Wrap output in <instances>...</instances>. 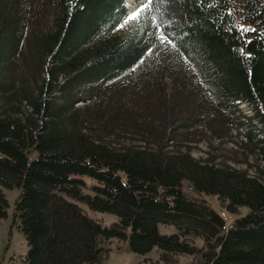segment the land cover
Masks as SVG:
<instances>
[{"label":"trees","instance_id":"obj_1","mask_svg":"<svg viewBox=\"0 0 264 264\" xmlns=\"http://www.w3.org/2000/svg\"><path fill=\"white\" fill-rule=\"evenodd\" d=\"M125 12L123 0H0V216L1 186L17 187L23 264H104L113 239L163 264H264V0H152L115 30ZM195 132L234 134V160L259 163L198 157ZM184 182L248 211L226 223Z\"/></svg>","mask_w":264,"mask_h":264},{"label":"rangeland","instance_id":"obj_2","mask_svg":"<svg viewBox=\"0 0 264 264\" xmlns=\"http://www.w3.org/2000/svg\"><path fill=\"white\" fill-rule=\"evenodd\" d=\"M147 0H123V5L126 9V12L121 18L120 22L114 28L115 30L122 26L124 21L132 16L133 13L137 11V9L142 6ZM113 29V30H114ZM161 32V31H158ZM240 112L249 113L248 106L246 104H241ZM240 119L243 117L240 115ZM199 129V127H198ZM195 126L190 127V131H195ZM196 133V132H195ZM198 141L191 142V151L196 156H206L212 155L216 161L225 160L227 163L231 165L246 167L252 171V167L256 166L259 163V160L255 157H249L248 163L245 162H237L232 157L233 153H236L240 156L243 153L242 148L239 146V138H237L234 134L229 135V137L223 139H212L207 136H201L197 133L195 134ZM79 178H82L86 185L84 189L88 192H92V185L97 184V181L85 174H77L75 175ZM185 188L189 195L194 197H201L205 199L210 206L216 210L226 221V223H230L235 217L245 214L248 211L246 206H240L238 212L231 213L227 211L219 202L218 198L214 194L207 193H195L192 191L186 182H184ZM2 191L5 194V197L8 202L7 213L5 216H0V264H23V259L25 257L28 244L24 234L14 225L12 224V212L14 206V200L17 198L19 194V189L17 187L8 188L5 186H1ZM72 201L79 204L89 216L97 219L102 224L107 225L113 219H116V215L109 212H102L91 210L85 203H82L77 200ZM159 230L161 232H172L174 231V226L171 224H159ZM117 240L113 239L112 242V251L110 252L107 260L104 261V264H138L141 260L145 261L144 264H163L162 262H155L158 259V252L155 249H152L149 253L141 256L136 254L135 252L125 250V249H115V244ZM191 262V258L189 255L180 254L177 264H189Z\"/></svg>","mask_w":264,"mask_h":264},{"label":"snow or ice","instance_id":"obj_3","mask_svg":"<svg viewBox=\"0 0 264 264\" xmlns=\"http://www.w3.org/2000/svg\"><path fill=\"white\" fill-rule=\"evenodd\" d=\"M151 4H152V0H148V4L143 5L142 8H138L137 12L133 13V14H132V17H129V19H132L133 17L138 16L139 13H140V11H142L143 7H148V6L151 5ZM163 23H164V21H163L162 19H158V20H157V25H158V26H159V25H163ZM240 30H241V32H242V34H243V33L248 32V31H255L256 29H255V28H251V29H249V28H245L243 25H240ZM164 31H166V29H165ZM165 40H166V38H165V36H164V34H163V32H162V34H161V42L163 43V42H165ZM173 46L175 47V45H173ZM149 51H151V49H149ZM243 51H244V50L241 49V52H243Z\"/></svg>","mask_w":264,"mask_h":264}]
</instances>
